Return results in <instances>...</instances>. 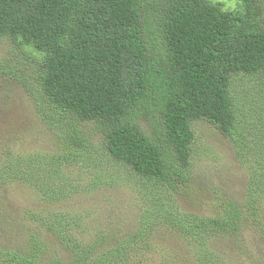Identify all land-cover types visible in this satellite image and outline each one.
<instances>
[{
	"label": "trees",
	"instance_id": "1",
	"mask_svg": "<svg viewBox=\"0 0 264 264\" xmlns=\"http://www.w3.org/2000/svg\"><path fill=\"white\" fill-rule=\"evenodd\" d=\"M236 2L230 8L219 0H0V42L10 46L0 79L23 86L59 141L48 154L6 158L0 179L35 188L43 180L40 198L51 203L80 191V181L97 169L82 170L96 149L79 129L85 124L101 134V150L114 168L149 183L154 208L162 200L177 203L189 176L196 121L241 146L238 156L251 169L242 207L228 201L211 217L176 206L173 213L147 210L135 232L102 253L96 243L76 248L71 216L62 221L60 213L54 223L31 212L73 254L71 264H138V257L144 264H224L213 245L238 236L245 224L264 243V114L244 125L232 90L236 74L251 76L264 107V0ZM253 143L262 149L257 161ZM165 231L182 238L189 256L159 247ZM48 259L37 237L22 249L0 247V264H65Z\"/></svg>",
	"mask_w": 264,
	"mask_h": 264
},
{
	"label": "rangeland",
	"instance_id": "2",
	"mask_svg": "<svg viewBox=\"0 0 264 264\" xmlns=\"http://www.w3.org/2000/svg\"><path fill=\"white\" fill-rule=\"evenodd\" d=\"M219 1L230 8L237 5L236 0ZM9 48L8 41L0 42V60ZM253 80L251 76L236 74L232 88L239 119L246 126L255 124L258 112L264 114L263 105L258 107V102H262L260 86ZM34 105L20 83L9 77L0 79V169L6 158H33L59 147L58 138L42 122ZM79 129L96 147L91 150L92 162L84 156L88 165H82L84 171L97 166L94 175L89 180L80 181V191L52 203L40 198L42 186H46L43 180H37L35 188L14 178L0 179V247L22 249L37 237L48 247V260L60 259L65 264H71L73 254L49 232L48 224H37L31 212L41 213L54 223L55 219H62L60 213L65 215L62 221L71 216L77 220V229L72 231L76 248L85 249L96 243L101 245L102 253L103 249L121 243L135 232L144 211L173 213L176 206L183 212L211 217L228 201L240 207L243 205L251 169L238 156L241 146H235L233 140L207 121L194 122L196 138L189 178L185 179V186L177 193V203L168 204L162 200L155 208L150 205L154 202L150 199L151 192L147 193L149 183L129 169L114 168L105 159L101 150V134L93 125H80ZM261 152L258 143H253L251 158L257 161ZM108 171L111 174L108 175ZM4 174L0 171V176ZM91 183L104 186L98 188ZM152 196L160 197V194L154 191ZM55 214H58V219ZM172 235L173 232H162L159 236L162 247H159L173 250L174 256L180 259L189 256V248L182 238L178 240ZM213 246L224 256V264H264V243L251 224H245L238 236L220 239ZM134 259L138 264H144L139 257ZM148 264H153L152 260Z\"/></svg>",
	"mask_w": 264,
	"mask_h": 264
}]
</instances>
